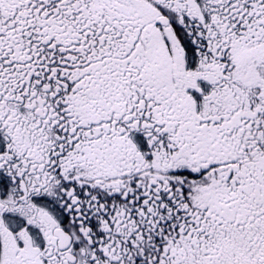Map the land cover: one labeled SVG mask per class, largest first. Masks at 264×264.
Instances as JSON below:
<instances>
[{
	"label": "snow or ice",
	"instance_id": "1",
	"mask_svg": "<svg viewBox=\"0 0 264 264\" xmlns=\"http://www.w3.org/2000/svg\"><path fill=\"white\" fill-rule=\"evenodd\" d=\"M0 264H264V0H0Z\"/></svg>",
	"mask_w": 264,
	"mask_h": 264
}]
</instances>
